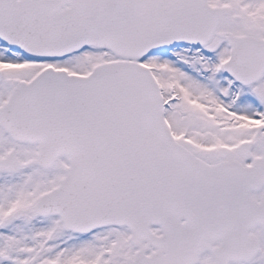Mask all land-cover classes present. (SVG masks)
<instances>
[{"label":"snow or ice","instance_id":"1","mask_svg":"<svg viewBox=\"0 0 264 264\" xmlns=\"http://www.w3.org/2000/svg\"><path fill=\"white\" fill-rule=\"evenodd\" d=\"M0 264H264V0H0Z\"/></svg>","mask_w":264,"mask_h":264}]
</instances>
